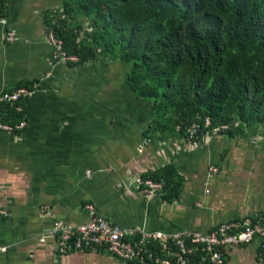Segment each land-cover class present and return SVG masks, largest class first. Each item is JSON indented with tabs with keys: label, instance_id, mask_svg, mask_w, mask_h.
I'll use <instances>...</instances> for the list:
<instances>
[{
	"label": "crops",
	"instance_id": "obj_1",
	"mask_svg": "<svg viewBox=\"0 0 264 264\" xmlns=\"http://www.w3.org/2000/svg\"><path fill=\"white\" fill-rule=\"evenodd\" d=\"M0 2V21H7L0 23V98L40 83L33 97L21 101V112L0 107L6 122H26L21 131H0V200L10 215H0V249H7L0 264H125L103 252L60 258L55 240L40 243L57 221L87 223V205L113 225L148 233L207 234L230 221L264 220L261 128L231 134L240 127L234 121L239 126L230 132L202 135L189 146L179 127L166 118L155 121L153 101L137 96L127 82L128 66L102 51L82 66L77 57L43 79L50 72L52 35L76 57L52 26L64 1ZM11 31L17 34L13 44L5 39ZM167 165L181 181L178 198L168 201L162 194L146 201L133 180ZM224 255L223 264H264L258 239L225 248Z\"/></svg>",
	"mask_w": 264,
	"mask_h": 264
},
{
	"label": "trees",
	"instance_id": "obj_2",
	"mask_svg": "<svg viewBox=\"0 0 264 264\" xmlns=\"http://www.w3.org/2000/svg\"><path fill=\"white\" fill-rule=\"evenodd\" d=\"M63 1L52 26L66 52L79 66L98 51L127 65V82L153 101L155 121L184 134L209 117L213 126L239 122L231 134L264 133V0ZM144 177L162 183L165 200L178 198L172 166Z\"/></svg>",
	"mask_w": 264,
	"mask_h": 264
},
{
	"label": "built area",
	"instance_id": "obj_3",
	"mask_svg": "<svg viewBox=\"0 0 264 264\" xmlns=\"http://www.w3.org/2000/svg\"><path fill=\"white\" fill-rule=\"evenodd\" d=\"M4 26L7 21L2 19ZM9 44L17 40V34L7 32L5 36ZM48 44L53 52L49 63L50 72L43 78H52L54 71L61 65H67L77 61V57L68 56L64 51L63 43L52 35ZM40 89V83L30 86H19L16 90L4 92L0 98V107L12 106L18 112L22 111L21 101L33 97ZM1 114V113H0ZM4 114L0 115V131L15 133L21 131L25 125V119L14 124L6 122ZM239 126L237 123H222L213 126L211 119L206 117L202 124L195 123L184 132V141L189 146H195L202 135H221L230 132ZM203 129L200 134L198 131ZM211 173H217V168H210ZM88 176L91 175L87 171ZM136 188L143 198L150 202L162 195V183L153 179L138 176L134 180ZM121 185L117 188L120 189ZM84 211L90 220L82 226H70L57 221L52 228L40 238V243L53 239L57 244V253L64 258L75 253L103 252L111 259L125 264H223L225 262V248L242 247L259 240V251L264 260V220L262 218H246L240 221H230L219 225L207 234L182 230L174 233H148L144 229H123L111 224L96 213L93 206L87 205ZM0 215L8 218L9 210L2 205L0 200ZM50 216V213L47 214ZM7 249H0L5 253Z\"/></svg>",
	"mask_w": 264,
	"mask_h": 264
}]
</instances>
